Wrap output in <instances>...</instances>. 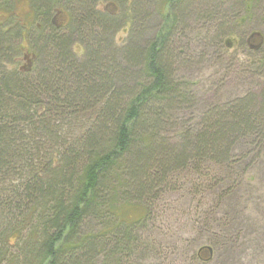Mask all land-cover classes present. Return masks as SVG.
Segmentation results:
<instances>
[{
  "label": "trees",
  "instance_id": "16d2710c",
  "mask_svg": "<svg viewBox=\"0 0 264 264\" xmlns=\"http://www.w3.org/2000/svg\"><path fill=\"white\" fill-rule=\"evenodd\" d=\"M185 1L161 0L163 23L154 39L138 50L124 45L126 63L139 68V77L135 86L120 89L102 48L119 24L113 0L98 10V0H29L26 16H41V23H0V264H93L99 253L121 264L146 216L132 222L121 209L147 194L153 171L165 177L181 166L200 167L210 155L230 152L229 138L254 134L258 116L246 114L243 99L235 114L195 135L189 157L162 150L170 146L160 137L165 105L183 95L174 83L169 36L187 15L179 8ZM131 4L128 15L137 28L138 0ZM63 16L66 22L55 25L54 17ZM84 29L91 33L79 43L82 58L72 47L74 34ZM33 30L42 62L27 71L7 70ZM10 34L21 44L4 52ZM81 107L94 117L76 134L69 128ZM88 219H98L101 231L83 232Z\"/></svg>",
  "mask_w": 264,
  "mask_h": 264
},
{
  "label": "rangeland",
  "instance_id": "374dc122",
  "mask_svg": "<svg viewBox=\"0 0 264 264\" xmlns=\"http://www.w3.org/2000/svg\"><path fill=\"white\" fill-rule=\"evenodd\" d=\"M98 1L96 10L107 7L108 0ZM113 1L119 24L103 38V59L115 70L116 89L133 87L139 68L126 63L123 47L142 49L154 39L163 23L157 11L161 0H138L137 28L131 27L128 15L131 0ZM183 5L179 8L187 15L169 36L174 83L183 95L165 105L160 137L171 147L166 144L162 150L189 157L195 135L209 131L218 119L231 117L243 99L249 105L246 114L258 116L256 129L254 134L229 138L230 152L212 154L200 167L181 166L165 177L160 170L153 171L147 194L121 209L132 222L146 211L145 223L134 233L131 256L121 264H264V0H186ZM29 11V0H0V23L13 26L21 18L20 24L35 27L43 18L26 16ZM57 19L58 24L66 22L64 16ZM34 30L7 70L40 65L44 56L40 45L32 43L38 34ZM89 32L74 34L72 49L78 57L83 58L84 46L79 43ZM12 35L2 42L4 52L21 44ZM34 57L38 60L32 65ZM2 60L0 54V65ZM121 70L125 73L117 75ZM77 111L69 128L76 134L94 117L87 108ZM101 227L98 219H88L82 230L98 233ZM112 246L109 243L108 248ZM206 248L211 256L199 257V250ZM112 263L99 253L93 264Z\"/></svg>",
  "mask_w": 264,
  "mask_h": 264
},
{
  "label": "flooded vegetation",
  "instance_id": "af4514ba",
  "mask_svg": "<svg viewBox=\"0 0 264 264\" xmlns=\"http://www.w3.org/2000/svg\"><path fill=\"white\" fill-rule=\"evenodd\" d=\"M54 24L55 25H58V23L55 21V17H54ZM254 36H258V35H254ZM254 36H252V37H254ZM252 37H251V39H252ZM203 255H209V256H211V249H208V248H206V249H200L199 250V253H198V256L199 257H202Z\"/></svg>",
  "mask_w": 264,
  "mask_h": 264
}]
</instances>
